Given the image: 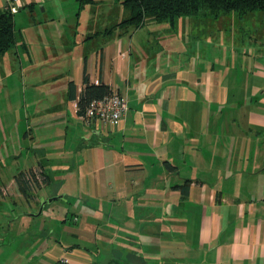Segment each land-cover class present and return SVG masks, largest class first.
<instances>
[{
  "label": "crops",
  "instance_id": "0c3cea01",
  "mask_svg": "<svg viewBox=\"0 0 264 264\" xmlns=\"http://www.w3.org/2000/svg\"><path fill=\"white\" fill-rule=\"evenodd\" d=\"M122 1L18 0L12 54L22 67L26 59L55 62L35 85L60 82L61 91L30 94L19 113L31 152L5 183L0 230L32 216L18 209L26 194L15 178L36 168L47 193L31 191L28 204L63 195L78 217L61 221L67 244L44 233L37 264H264V41L208 39L199 14L180 17L173 33L156 21L126 28L119 22L131 12ZM85 71L127 99L119 123L79 114ZM7 96L8 104L22 97ZM9 233L0 232L2 244ZM113 235V251L100 245Z\"/></svg>",
  "mask_w": 264,
  "mask_h": 264
},
{
  "label": "rangeland",
  "instance_id": "374dc122",
  "mask_svg": "<svg viewBox=\"0 0 264 264\" xmlns=\"http://www.w3.org/2000/svg\"><path fill=\"white\" fill-rule=\"evenodd\" d=\"M68 4H70V1ZM38 13H40V10H38ZM263 14L264 12L260 10L250 12L244 16H240L235 12L223 13L217 18L199 14V18L202 19H200L201 21L199 25L200 27L204 26L205 24L207 25L208 39L214 40V38H216L218 43L221 41L223 42V45L226 46L246 44V42L250 41L251 37H256L260 42H262L264 41ZM63 23L64 20L59 21L58 23L56 20V26L54 25V27L60 28L61 24ZM160 24L162 25V29H170L169 31H172V33L178 28L177 25H174V28L171 27L168 22H161ZM204 37L205 36L203 35L201 38L204 39ZM229 37L232 39L231 43H229L230 41L227 42V38ZM176 41L177 40H175L174 36H172L170 43H176ZM12 51L13 49H10L8 52H6L5 56L0 57V84L3 83L5 86V90L0 89V199H2L4 203L6 201L5 196H8L10 193L9 191L11 186L9 187L6 185L10 182V173L13 172L17 166L19 167L24 164V159H26L25 156L31 149L29 144L30 141L24 136V131L22 130V120L19 119V113L23 109L30 108L29 105L32 103L29 101L30 94L41 91H61L60 82L56 83L54 81L48 80L46 83L35 85L37 81L47 79L51 74H53L57 66L55 62L48 60H37V62L31 63L26 59L23 61V64H26L27 66L22 67L20 66V61L17 60V57L13 56ZM175 52L177 51H174L173 55H175ZM20 54L23 57V50L20 51ZM24 91L27 92L26 95L24 94ZM7 93H20L22 96L21 100L18 99L17 96L16 99H10V103L8 104L9 101L5 99V97H8ZM8 105H10V107ZM7 108L11 114L7 112ZM32 151L34 152L33 149ZM43 187L44 182L40 183L39 185H33L31 191L38 192V195L42 196L44 193H47V190ZM26 197L33 198V195ZM26 197L22 196L20 199H16L19 205L18 209L23 213L28 211H30V213H38L40 210L41 201L38 202V204L35 201L32 205H29ZM8 201L11 202V199H8ZM69 201L70 200H66V197L56 198L53 201L46 203L40 215H21L22 217L19 220L17 219L11 227L8 228L6 226L4 230L1 229L0 232L3 234L8 230L10 233L8 240L6 239L8 241L6 244H2L3 236H0V264H37V258L34 259L33 257L37 256L39 259L41 255L39 252L41 247L39 241H43L45 239L46 235H44V233H49L48 235H52L53 238H57L58 240H61L67 244L66 241H69V238H67L68 234L66 233L65 229L62 228L63 225L61 221L65 219L66 223L71 224L74 222L75 218H78L76 215L77 213L74 214L76 209L71 206ZM17 214L18 212L13 213L14 216ZM50 216H52V219ZM39 226H41L42 229L38 228ZM45 226L46 228H43ZM106 229L107 231H105L108 235L114 231L108 227H106ZM23 230L25 232H23ZM146 237L149 239V234H147ZM106 239V243L101 242L100 245L113 251L117 247L116 243L119 242H115L116 238L114 235ZM71 242H76V239L72 238ZM68 244H70V242ZM90 254L91 256L96 257V254L93 255L91 251ZM71 256H76V251H73ZM127 259L128 257L126 259L124 258V262H129V264H131V262L132 264L141 263V260H131L130 262V260L127 261ZM157 264H160V261H158ZM163 264L195 263H193L192 259H186L185 262L183 260L182 262L178 260H168L164 261Z\"/></svg>",
  "mask_w": 264,
  "mask_h": 264
},
{
  "label": "trees",
  "instance_id": "16d2710c",
  "mask_svg": "<svg viewBox=\"0 0 264 264\" xmlns=\"http://www.w3.org/2000/svg\"><path fill=\"white\" fill-rule=\"evenodd\" d=\"M123 6L128 8L131 15L128 19L119 22V26L137 28L146 21H156L158 23L168 22L173 27L180 17L202 14L206 16L218 17L223 13L235 12L240 16L260 10L264 12V0H123ZM17 42L14 13L9 6L0 8V55L11 49ZM84 89L79 99V114L85 113L86 107L92 99L102 98L113 93L110 85L106 83H92L88 74L83 76ZM74 90L71 96L74 97ZM168 166H173L168 164ZM36 169V168H35ZM21 171L16 174V182L19 188L26 194H30L32 185L30 176L34 175V170ZM43 180L46 183V175L41 171ZM187 181L182 187L186 191ZM40 183H36L35 185Z\"/></svg>",
  "mask_w": 264,
  "mask_h": 264
},
{
  "label": "built area",
  "instance_id": "2783aa9c",
  "mask_svg": "<svg viewBox=\"0 0 264 264\" xmlns=\"http://www.w3.org/2000/svg\"><path fill=\"white\" fill-rule=\"evenodd\" d=\"M18 0H11L9 8L11 12L16 13L19 10ZM128 109L127 99L119 94L112 93L102 98H96L89 101L85 113L81 115L86 121L98 120L110 124H117ZM31 185L37 182L42 183L43 176L40 170L35 169L34 175L30 176ZM69 258L61 260L63 263H69Z\"/></svg>",
  "mask_w": 264,
  "mask_h": 264
},
{
  "label": "water",
  "instance_id": "95a60500",
  "mask_svg": "<svg viewBox=\"0 0 264 264\" xmlns=\"http://www.w3.org/2000/svg\"><path fill=\"white\" fill-rule=\"evenodd\" d=\"M56 198H63V195H55V196L50 197V198H47V199H45V198H41V206H40V210H39V212H38V213H28V214L33 215V216H35V215H40V214L42 213V211H43V208H44L45 204H46L47 202H51V201H53V200L56 199Z\"/></svg>",
  "mask_w": 264,
  "mask_h": 264
},
{
  "label": "flooded vegetation",
  "instance_id": "af4514ba",
  "mask_svg": "<svg viewBox=\"0 0 264 264\" xmlns=\"http://www.w3.org/2000/svg\"><path fill=\"white\" fill-rule=\"evenodd\" d=\"M70 262V261H69ZM125 262L121 259L118 258H113L109 263L107 264H124ZM58 264H69V263H63V262H59ZM89 264H102L101 261L99 262V260H93L92 262H90Z\"/></svg>",
  "mask_w": 264,
  "mask_h": 264
}]
</instances>
